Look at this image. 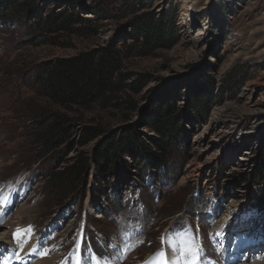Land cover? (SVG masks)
I'll return each mask as SVG.
<instances>
[{
  "label": "rangeland",
  "instance_id": "1",
  "mask_svg": "<svg viewBox=\"0 0 264 264\" xmlns=\"http://www.w3.org/2000/svg\"><path fill=\"white\" fill-rule=\"evenodd\" d=\"M11 1L15 20L0 21V220L20 230L22 242L34 233L37 257L77 264L80 253V264H159L158 253L186 240L183 227L202 245L204 264H224L213 225L231 215L230 248L235 239H264V0ZM37 12L82 19L51 32L35 25ZM137 18L163 21L162 40L152 29L149 43L135 40ZM110 45L123 56L121 88L112 96L64 110L42 95L41 64ZM199 98L206 114L192 108ZM169 102L181 113V136L163 151L150 119ZM66 111L67 137L39 145L40 127ZM88 126L131 130L144 153L132 148L102 176L94 156L105 136L81 143ZM81 155L89 163L79 189L69 196L51 189L48 174ZM7 239L0 237V256L11 255ZM260 258L252 253L236 264Z\"/></svg>",
  "mask_w": 264,
  "mask_h": 264
},
{
  "label": "trees",
  "instance_id": "2",
  "mask_svg": "<svg viewBox=\"0 0 264 264\" xmlns=\"http://www.w3.org/2000/svg\"><path fill=\"white\" fill-rule=\"evenodd\" d=\"M11 3V0H0V21L15 20L13 14L7 13L11 8ZM73 3L76 7V0ZM90 10L100 18L103 17L99 9ZM27 14L28 12H26ZM34 18H36L35 25L51 32L67 29L82 19L80 14L75 12L69 14L52 12L45 18L37 12ZM140 21L138 18L132 21L135 29L132 35L135 40L143 37L146 39L145 43H149L153 38L150 34L151 29L156 32L155 40H162L163 33L167 30L162 24L163 21L158 24H155L153 19ZM92 23L95 25L94 21ZM121 57L123 56L118 49L110 45L69 58H61L53 62L46 61L41 64L36 72V82L40 86L42 95L46 96L53 105L64 110L76 107L87 109L96 101L106 100L121 88V82L117 81L122 64ZM204 103L202 99H196L192 103V108L200 111ZM202 111L204 112V110ZM66 112L56 114L51 122H44L36 133V142L39 145L50 148V146L59 144L67 137L70 127L66 125L70 122V117L68 111ZM180 118L181 113L174 103L169 102L165 107L159 105L153 109L150 125L155 132L161 135L162 139H158L156 144L163 151H166L172 143L176 145L180 141ZM106 132L100 126H88L85 128V133L81 139V143L85 144L92 139L105 136L95 148L94 156V161L102 176L110 172V162L126 154L132 148L144 153L139 144L138 136L131 130H126L122 134ZM88 163L89 158L81 155L78 162L73 163L67 169L51 172L48 174L50 188L63 196H67L69 193L74 194V191L79 189L80 182L87 176ZM259 205L263 207L264 195L261 197Z\"/></svg>",
  "mask_w": 264,
  "mask_h": 264
},
{
  "label": "bare ground",
  "instance_id": "3",
  "mask_svg": "<svg viewBox=\"0 0 264 264\" xmlns=\"http://www.w3.org/2000/svg\"><path fill=\"white\" fill-rule=\"evenodd\" d=\"M26 209H28V206H26V205H24L23 208L21 207V210L25 211L24 213H26V215L31 218V215L27 213ZM234 216L235 215H231V218L226 217L224 222L216 221L214 223V225H213V229H214L215 232H219L221 230L223 231V235L220 236L221 240L219 239V241H221L220 249H221L222 253L224 254V257H223L224 264H236L237 263L236 259H233L232 258L233 256H230V254H231L230 252L231 251L233 252V254H236L235 257H239V254H241L240 253V247L237 246L238 243L233 245L232 248H230L229 244L226 242V238H225V232L227 233L228 230H233L235 228V227H233V228L230 227L231 225L232 226L235 225L234 224L235 222H233L234 219L232 218ZM16 217H17V219H20L21 215H17ZM31 221H32V218L30 220H28V222H31ZM18 229H19V227H18ZM15 232L16 231H14V226L13 225H11L9 223H6V222L4 224L0 220V237H2V238H6L7 237L8 238L7 241H6L9 244V246L7 247L8 248L7 251L8 250L9 251L12 250L11 251V255L9 254V255L0 256V260L1 259L5 260L4 264H17V263H19V264H52L54 262V260L52 261V258L37 257V255H36V253H37L36 250L37 249L35 248L36 244L33 243L34 242L33 240L36 239L37 236L34 233H30L29 234L28 242H27V240H26V242H22V240L20 239V235L17 238L13 239V234ZM228 233H230V232H228ZM29 239H32V241H30ZM79 255H80V253H79ZM79 255H78V259L77 260L80 261ZM177 255L178 254H176L175 252L172 251V253H169L167 255V258L169 260H175ZM263 258H264V255H262L260 259H257L255 264H262L264 262ZM98 263L99 264H109L108 261H106V260H102V261L99 260ZM206 263H208V262H206ZM244 264H246V263H244Z\"/></svg>",
  "mask_w": 264,
  "mask_h": 264
},
{
  "label": "snow or ice",
  "instance_id": "4",
  "mask_svg": "<svg viewBox=\"0 0 264 264\" xmlns=\"http://www.w3.org/2000/svg\"><path fill=\"white\" fill-rule=\"evenodd\" d=\"M5 203L3 198H0V204ZM31 229H28L30 231ZM181 232L184 233L186 240L182 241L181 246L174 248L173 251L178 253L175 260H169L165 252L158 253V256L161 257L159 264H204V261L201 257V252H203V247L200 244H197L195 237L187 228L181 227ZM198 231V229H197ZM21 234L20 230H17L13 234V239L17 238ZM217 236L223 235V231L216 233ZM163 240V238H162ZM77 264H80V261H77Z\"/></svg>",
  "mask_w": 264,
  "mask_h": 264
}]
</instances>
